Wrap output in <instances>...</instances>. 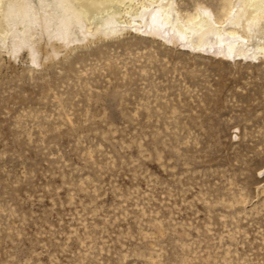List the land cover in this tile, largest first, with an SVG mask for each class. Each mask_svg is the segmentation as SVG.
I'll list each match as a JSON object with an SVG mask.
<instances>
[{
  "label": "rangeland",
  "instance_id": "374dc122",
  "mask_svg": "<svg viewBox=\"0 0 264 264\" xmlns=\"http://www.w3.org/2000/svg\"><path fill=\"white\" fill-rule=\"evenodd\" d=\"M131 31L0 56V264H264V59Z\"/></svg>",
  "mask_w": 264,
  "mask_h": 264
},
{
  "label": "bare ground",
  "instance_id": "6f19581e",
  "mask_svg": "<svg viewBox=\"0 0 264 264\" xmlns=\"http://www.w3.org/2000/svg\"><path fill=\"white\" fill-rule=\"evenodd\" d=\"M182 2L0 0V56L40 67L132 30L226 57L264 59V0H219L216 8L197 0L192 9Z\"/></svg>",
  "mask_w": 264,
  "mask_h": 264
}]
</instances>
